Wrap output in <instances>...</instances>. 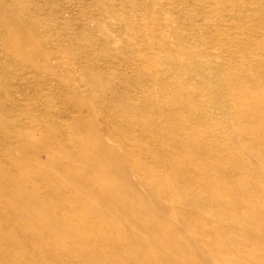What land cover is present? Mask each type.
<instances>
[{"label": "bare ground", "instance_id": "1", "mask_svg": "<svg viewBox=\"0 0 264 264\" xmlns=\"http://www.w3.org/2000/svg\"><path fill=\"white\" fill-rule=\"evenodd\" d=\"M89 1L91 2L92 0ZM89 1L85 2V0H81L77 2H80L78 3L79 5H88ZM96 1L98 2V0ZM162 1L164 0L158 1L161 2L160 6L163 5ZM116 2L117 0H109L108 5L99 3L95 9L83 13L81 15L83 23L86 26H88L89 24H95V31H99L101 33V29L103 30V32L104 30H109L108 28L110 26L106 25L107 19L109 18L108 12L117 14L118 9H120L118 8L116 11V7L114 6ZM189 3L191 4L190 1ZM78 4H76V6ZM180 5L182 4L180 3ZM198 5L201 7V4ZM126 6L129 7L130 4ZM183 6L185 7L186 5ZM208 7L210 8V5ZM222 7L223 6H221V8ZM247 7L248 6H246V9ZM6 8L10 12V15L7 17L3 16L0 22L3 26L6 25L5 29L8 32H6V35L0 36V41L4 44L8 43L6 52L10 59H12L15 63H18L23 71L29 69L28 71L32 72L34 76L38 75L37 73L40 69L43 71V73L52 71V66H61L63 70L67 71L66 73L68 74L71 71L70 67H68L69 65L60 64L62 62H60L59 55L55 52L41 50L39 51L42 57L41 64H37L33 61L32 54L27 52L30 49H27L26 51L23 46V42L26 41L25 39V41L21 40L23 35H21V38L18 37V35H20L22 31L20 32L18 30L20 34L17 35L16 32L18 33V31L16 30L18 27L15 28V26H12V23H17V26H19L20 12L15 11V8L12 5L6 6L5 3L0 2V13L6 11ZM19 8L24 11L29 9L28 6ZM59 8L61 10H57V15L62 18V25H66L64 24L65 22L69 23L70 21H73L74 17L76 16L75 12H73L74 10L72 11L71 9L73 7L68 9L69 7L67 8L66 5L64 6L62 4L61 6H59ZM163 8L161 7L159 9H162L161 14L162 11L164 12L166 10H163ZM169 8L167 10L171 9ZM213 9L214 8H212V11ZM167 10L166 13L168 15ZM156 11H158V9ZM158 13L160 14V12ZM227 14L228 13L226 12V15ZM257 15L254 17H257ZM210 16L212 17V15ZM238 16L237 18L242 17ZM206 19L207 18H205V21ZM224 21L226 20L224 19ZM206 22H208V20ZM103 24L108 28H106ZM125 24L126 27H131L130 24ZM213 25H216V22ZM233 26L232 28H235ZM239 26H237V28ZM258 27L264 29V21L263 23L258 25ZM25 30L27 31V29ZM206 32L205 34H207ZM221 32L223 31L221 30ZM225 32H227V30H225ZM135 33L144 35V33L139 30H137ZM228 33L229 32H227V34ZM246 33L249 34V32ZM191 34L192 33L190 32L189 35ZM219 34H217V36H219ZM259 35L260 34H258V36ZM160 36L161 39H165L168 34L164 32L161 33ZM214 37H216V35ZM189 38L191 37L189 36ZM208 38L209 37H207V39ZM93 39L96 40L94 36L89 38V40ZM144 41L147 43L145 39ZM217 41L219 42L218 39ZM190 43L193 42L191 41ZM211 44L212 43H210V45ZM244 48L245 47H243V49ZM171 49L169 51H171ZM215 49L214 51H216ZM244 50L246 51V49ZM129 51L131 50H128V52ZM183 51H181V54H183ZM100 52L98 51L97 53H94L93 58L96 61L97 66H99L103 70L105 69L103 65L106 62H104V57V60L102 59V62L99 61L101 60V58H99V54L101 56L103 54L102 52V54ZM113 52H115L116 55L118 54L117 50H113ZM184 52L186 54V51ZM152 53L154 55L157 54H155L154 52ZM167 53L169 52L167 51ZM134 55L135 54H133L132 56L135 57ZM203 55L205 54L203 53ZM8 56H6V58H8ZM176 57L177 56H175V58ZM187 58H189V56ZM21 59L25 60L19 63ZM206 59H208L209 61L210 58ZM171 60L173 61V59ZM131 61L135 62L134 59H132ZM162 63H164L163 59ZM175 63L176 62H174V64ZM192 63H194V58ZM195 63L197 64L196 61ZM109 64L110 62H108L107 65ZM235 64L237 65V63ZM197 65L199 66L200 62ZM160 66H162V64ZM163 66L165 65L163 64ZM137 67H134L133 71L137 69ZM142 67H144V65ZM204 67L205 66L203 65V67L201 66L198 68H203L205 70ZM3 69H8V67H5ZM170 69H172V67ZM223 69L225 68H222L221 70ZM255 70L258 71V73H263L264 67L256 68ZM114 71L116 75L121 74L124 77V90L127 89L126 91H129L132 94L143 92L138 90L139 88L137 84L134 83L132 76L128 77V71L124 73L122 71L120 72L118 71V66ZM197 71L198 70H196V72ZM207 71L209 72V70ZM212 71L215 72L216 70L212 69ZM144 72L145 75H143L142 77L145 80V83L153 82L152 80H158L157 82L160 87L165 83L167 84L168 82H170V78L164 73H148V70ZM86 76L89 77V75L87 74ZM211 76L213 77V75ZM91 77L92 79L94 78L93 76ZM197 77L199 78V76ZM15 79L16 78H14L13 76V78L10 80V83L2 88L8 102L0 103V144L8 147V150L5 151V153L7 152L6 154L0 151V264H264V94L262 95L260 93L259 96H250L242 100L237 99L234 96L238 95L237 92L241 94L252 92V88L260 89V92L262 90L261 88H263L264 90V73L260 78L257 75L248 84L244 86L242 85L237 89L232 85H228L230 87L229 91L233 97V101H231V97L230 103L227 104H231V107L227 105L224 108L225 111H223L222 113L219 112L217 116H213L211 119H209L207 116V119L210 122L214 119L217 121V118H219L221 120L226 119V122L228 120L229 123H233L234 125L245 120L251 121V123L253 121L259 124L255 126L256 128L253 126V129L250 128L252 126H248L249 128H247L246 126V129H242L243 127H237L239 129H237L236 131H234L235 129L232 130L234 132L229 135V137L225 138L221 137L222 134L220 133V139L218 138L217 132L215 133L213 132V130L212 132L207 133L197 131L198 129L195 130L194 128L189 129L190 127H185V123H180L179 125L175 126V128L170 127V124L161 125L160 123L162 121L165 122L168 121V119L166 117L163 118L162 116L164 115L160 112V114L157 115L161 116L157 118L155 117L156 115L153 114V109H155L154 112L156 113L157 107H150L143 104L128 105V103L122 101L121 103H119V106L123 104L124 107H128L135 111V113L130 116L129 125H126L125 123L124 126L126 125V130H132L133 134L130 135L131 138L137 139L138 136H142L141 140H136L142 143L140 146L138 144H133L129 146L130 148H127V142V145L121 142L124 149L122 147L121 148L125 150L126 153L120 156H118L117 150L119 146L118 143H120L121 140L119 138L120 135L116 137L107 129V127L110 126L113 131L118 134V116H115L116 119H112L113 121H107L105 116L109 113L105 115L104 111V118L107 122L104 121L105 119H102L100 128L96 126V122L95 125L92 124L89 121V118L86 116L84 120H80L77 122L81 127L83 125L86 126V130H84L85 135H83L85 141H79L77 136L67 138V140L71 141V149L72 151H74L73 155L70 156L62 154L63 143L62 141H60V139L61 136L62 138L64 136L61 133H57L58 138H56L51 134V132L55 133L60 131V128L58 126L63 129L64 124L60 123L59 125L57 124V121L53 119H51L50 121H43L41 117H39L38 120L41 122L39 126L41 128L39 130H37L38 128L34 130V128L32 127H28L26 129V126L24 125L25 123L23 122L20 124L15 119L10 120L9 117L12 118L20 116L18 105L21 104L22 100V97H16L17 95ZM17 79H19L22 83L26 82L27 78L20 76L17 77ZM143 79L141 78V80ZM201 82L203 83L202 80ZM134 84H136L135 87ZM221 85L223 86V84ZM109 86L113 89L114 93L118 95V86L115 87V83L113 82ZM188 87L189 86H187V88ZM146 90L147 89L145 87V92ZM149 90L152 91L153 89ZM220 90H222V88ZM226 93H224V96ZM212 94L214 93L212 92ZM144 95L146 98L149 96L146 93H142L141 96ZM164 95L166 94L164 93ZM220 95H218V97ZM155 96L157 95L155 94ZM214 97L212 96V100L217 101V97L215 99ZM168 98L166 100H168ZM227 98H229V96ZM147 99L149 100V98ZM224 99H226V97ZM187 100L185 101L188 102ZM156 102L157 101L153 103V101H151V103L153 104H156ZM218 104L219 103H217V105ZM186 105L188 104L186 103ZM190 108H192V106ZM243 108L245 110V113L242 116L239 114L241 117H237V115L235 116L236 118L231 117L232 114L230 115V113H232L233 110H242ZM85 109L87 110V108ZM165 109L167 110L168 108ZM175 111L177 112V110ZM142 113H144L148 118V122H146L145 124L140 121V117H143ZM200 113L198 111V114ZM171 117L172 116H170V118ZM188 117H192L191 114L190 116L188 115ZM202 117L203 116H199L198 121H201ZM209 117H211V115ZM92 120L96 121L94 119ZM193 120L194 118L192 117L191 122ZM72 122L73 121H71V123ZM187 122L190 123V121ZM106 123L108 124L105 125ZM130 123H132L134 128H136L138 131L133 130ZM215 124L217 125V123ZM217 128H219V126ZM36 130L38 132H36ZM143 132H149L150 138L146 136L144 137ZM36 134H38L37 136H39L37 137V139L35 137ZM118 138L120 139L119 141ZM32 140L39 143V145L35 146ZM108 141H113L114 143L111 144ZM76 143L78 147L76 146ZM48 144H50V146ZM25 150H29L31 154H26V156L24 157L22 153L25 154L26 152H23ZM41 151L46 154V160H44V162H40L41 159L39 160L38 158ZM81 156H85L87 158V163L85 165H81L75 162V159ZM126 157L133 162L130 164L131 166L126 165ZM58 173H60V176L57 175ZM94 174L100 175V178L93 177ZM41 181H43L44 184H41ZM139 186H143L145 188V195L138 191ZM218 190H221V193L217 192ZM148 200L152 201V203H150ZM170 216H172L173 218L175 217V220H177L180 224L178 226L171 225L168 221H166V217ZM124 218L126 220L122 222V219ZM41 246H44V248H40ZM247 246H251L254 249H246ZM201 250L206 252V255L203 254ZM230 255H233L234 257H229ZM203 256H205V258Z\"/></svg>", "mask_w": 264, "mask_h": 264}, {"label": "rangeland", "instance_id": "2", "mask_svg": "<svg viewBox=\"0 0 264 264\" xmlns=\"http://www.w3.org/2000/svg\"><path fill=\"white\" fill-rule=\"evenodd\" d=\"M77 1H81V0H0V2L5 3L6 6L12 5L15 8V11L20 12L19 26H17V23H12V26H15V28L18 27L16 31H18V30L20 32L22 31L21 34L19 31H18V33L16 31L15 32L17 35L20 34V35H18L19 38H21V35H23L21 40H23V41L26 40L25 41L26 43L23 42V46H24L26 51H27V49H30L27 52L32 54V59L34 62H36L37 64H41V62H42V57H41L39 51H41V50L42 51H52V52H55L56 54L59 55V60H60V62H62L60 64H64V65L68 64L69 65L68 67H70V70H71L67 74L66 73L67 71L63 70V68L61 66H59V67L58 66H52V71H50V72L47 71V72L43 73V71L40 69L39 72L37 73L38 75L34 76V74H32V72L28 71L29 69L23 71V69L20 68V65L18 63H15L12 59H10V57L8 56V54L6 52L7 47H8V43L4 44L0 41V103H3V102L7 103L8 102L7 97H6V95H4L2 88L4 86H7L10 83V80L13 78V76H14V78H16L15 79V87H16V95H17L16 97H22L21 104L18 105V111L20 113V116L12 117V118L9 117L10 120L15 119L20 124L23 122V123H25L24 125L26 126V129L28 127H32V128H34V130L37 128H38L37 130H39L41 128L39 126V124L41 123L38 120L39 117H41V119L43 121L44 120L50 121L51 119H53V120H56L57 124H59V125H60V123L64 124L63 129H61V127L58 126L60 128V131L55 132V133L51 132V134L56 138H58L57 133H61L64 136L63 138L61 136V139H60V141H62V143H63L62 154L68 155V156L73 155L74 151H72V149H71V141L67 140V138L77 136L79 141H81V140L85 141V138L83 135H85L84 130H86V126L83 125L81 127L77 123L80 120H84L85 116L89 118V121L92 124L95 125V122H96L97 123L96 126L98 128H100V126L102 124V119L106 118L107 121H111L112 119L113 120L116 119V117L118 116V119H117V123L119 124L118 125V134H116V132L113 131V129L110 126H109L110 128L107 127L109 132H112L116 137L118 135H120L119 138L121 140L118 138V141L120 140V143H118L119 146L117 148L118 156L126 153L125 150H123L124 147L122 146L121 142H123L125 144L127 142V144H128L127 148H130L129 146H131L133 144H138L139 146L141 145L142 142L140 143V141H136V140L137 139L141 140L142 136H140V137L138 136L137 139H133L130 137V135L133 134L132 130L130 129L131 132L126 130V125H129L130 116L132 114H134L135 111L133 109L128 108V107H124L123 104L121 106H119V103H121L122 101H125L126 103H128V105L143 104V105L150 106V107H157L156 113L154 112L155 109H153V114L156 115L155 117L156 118L160 117L161 115H157V114L162 113L164 115L162 117L163 118L166 117L168 119V121H165V122L162 121L160 123L161 125L162 124H168V125L170 124V127L175 128V126L179 125L180 123H185V127H187V128L190 127L189 129L194 128L195 130L198 129L197 131H202V132H206V133L212 132V130H213V132H215V133L217 132L219 139L221 137H224V138L229 137V135H231L234 131L239 129L237 127H241V128L243 127L242 129H246V126H247V128L252 126L250 128L253 129L256 125L259 124V123H255L253 121L251 123V121L245 120L242 122H238L234 125L233 123H229L228 120L226 122L225 121L226 119L221 120L219 118H217V121L215 119H214L215 121L212 120L211 121L212 123H211L207 119V116L209 119H211L213 116H217L219 112L222 113L223 111H225L224 108L227 105H229L231 107V104H227V103H230L231 99H232L231 101H233V97L229 91L230 87L228 85H232L234 88L237 89V88L241 87L242 85L244 86V85L248 84L257 75L260 78L261 75L264 73V71H263V73H261V72L258 73V71L255 70L256 68H263L264 67V45H262V44H264V29L258 27V25H260L264 21V0H229V1H227V0H220V1L219 0L218 1L213 0L214 2L212 0H203L204 2L202 0L201 1L200 0H196V1L195 0H170L171 3L169 2V0H164V1H162L163 5H161V6H160L161 2H158L161 0H157V1L156 0H150V1L149 0H141V1L140 0H125V1L124 0H117L116 4L114 6L116 7V11L118 8H120V9H118L117 14L108 12L109 18L107 19L106 25H109L110 27L108 28L107 26H105L103 24L109 30H104V32H103V30L101 29L102 33L99 31H95L96 30L95 24L94 25L89 24L88 26H86L83 23L81 15L83 13H86L89 10L95 9L99 3L108 5L109 0H98V2L96 0H92L91 2L89 0H85V2L89 1L88 5L87 4H80L79 5L78 3H80V2H77ZM144 1H145L146 5L144 4ZM189 1L191 2V4L189 3ZM156 2H157V4H156ZM178 2H179V4H178ZM228 2H230V3H228ZM180 3L182 5H180ZM193 3H194V6H193ZM197 3L201 4V7ZM206 3H207V5H206ZM225 3H228V4H225ZM242 3H244V4H242ZM62 4L64 6L66 5L67 8L69 7L68 9L73 7L71 9H72V11L74 10L73 12H75V14H76L73 21H70L69 23H67V22L64 23L66 25H62V18L57 15V10H61L59 8V6H61ZM76 4H78L77 5L78 7L76 6ZM128 4H130V6H129L130 8L128 6H126ZM168 4L169 5L171 4L170 6H172V5L173 6L170 7ZM234 4H236V5H234ZM183 5H186V6L184 7ZM209 5H210V8L211 7L214 8L213 11H212V8L210 9L208 7ZM23 6H28L29 9L25 10V11L21 10L19 7H23ZM149 6H150V8H149ZM203 6H206V7H203ZM214 6L218 7V8H215ZM221 6H223V7L221 8ZM246 6H248V7L250 6L249 8H252V9H249L248 7L246 9ZM111 7H113V6H111ZM161 7L162 8L164 7L163 10H165V9L167 10L169 7L171 8V9L169 8L170 10H167L168 15L166 13V10L164 11L165 13L162 11V14H161L162 9L159 10ZM157 9H158V11H156ZM207 10L209 13L207 12ZM240 10L243 12H241ZM124 11L126 12V14ZM158 12H160V14ZM226 12L231 16H229L228 14L226 15ZM232 12H234V13H232ZM192 13L194 14L195 18L193 17ZM254 13H256V14H254ZM75 14H73V15H75ZM222 14H223V16H222ZM251 14H253V15H251ZM9 15H10V12L6 8V11H3L2 13H0V20L2 19L3 16L7 17ZM172 15H173V17H172ZM196 15H199V16H196ZM210 15H212V17ZM256 15H257V17H254ZM155 16H156V18H155ZM183 16L185 19L183 18ZM209 16H210V18H209ZM237 16L238 17L242 16V17L237 18ZM140 18H141V21H140ZM197 18H199V19H197ZM205 18H207L206 21L208 20V22L205 21ZM252 18H254V19H252ZM129 19H131V20H129ZM213 19H214V21H213ZM224 19L226 21H224ZM246 19H249V20H246ZM169 21H171V22H169ZM179 21H182L183 23L179 22ZM215 22H216V25H213V24H215ZM115 23H117V24H115ZM119 23H121V24H119ZM125 23L130 24L131 27H126ZM208 23H210V24H208ZM224 23H226V24H224ZM241 24L242 25L246 24V25L242 26ZM170 25H172L174 27H172ZM228 26H231V27H228ZM232 26L235 27L236 29L232 28ZM237 26H239V27L237 28ZM160 27H162V28H160ZM5 28H6V25L3 26L0 22V36L6 35V32H8V31H6ZM150 28H151V31H150ZM171 28H173V29H171ZM210 28H211V30H210ZM218 28H220V29H218ZM226 28H228V29H226ZM25 29H27V31ZM237 29L240 31H238ZM112 30H114V31H112ZM137 30L142 31L144 33V35L143 34L140 35L138 33H135ZM221 30L223 32H221ZM225 30H227V32H229L228 33L229 35L227 34V32H225ZM241 31H243L244 33ZM164 32H166L168 34V36L165 38L166 41L164 38L161 39V36H160L161 33H164ZM190 32L192 33L191 35H189ZM205 32L207 34H205ZM246 32H249V34ZM179 33H181V34H179ZM92 34L96 40H94V39L89 40L90 37H93ZM210 34H212V35H210ZM217 34H219V36H217ZM251 34H252V36H251ZM258 34H260V35L258 36ZM193 35H195V36H193ZM207 35H210V36H207ZM215 35H216V37H214ZM189 36L191 38H189ZM204 36L206 37V39H207V37H209V38L206 40ZM224 36H225V39H224ZM232 36H233V38H232ZM240 36H242L243 38ZM146 37H147V39H146ZM240 38L243 40H241ZM144 39L147 41V43L144 41ZM217 39L219 40V42L217 41ZM259 40H261V41H259ZM191 41L193 43H190ZM214 41H215V43H214ZM174 42H176V43H174ZM242 42H243V44H242ZM210 43H212V44L214 43V44L210 45ZM216 43H218L219 45ZM175 44H177L178 46ZM230 44H232V45H230ZM192 45H193V47H192ZM205 45H206V47H205ZM241 45L243 47H245L244 49H246V51L243 49V47ZM227 46H229V47H227ZM171 47H172V49H171ZM177 47H179V48H177ZM220 48L223 49V52H222V49H220ZM240 48L242 49V52H241ZM127 49L131 50L132 52L131 51L128 52ZM138 49H139V51H138ZM161 49H162V51H161ZM170 49H171V51H169ZM199 49H200V52H199ZM214 49L216 51H214ZM113 50L114 51L117 50L118 54L116 55L115 52H113ZM173 50H175V51H173ZM183 50L186 51V54L189 56V58H187L188 56L185 54V52ZM193 50H195L196 52ZM204 50L206 51V53ZM98 51L99 52L101 51L103 53L102 54L100 52L102 54V56L99 54V58H101V60H99V61L102 62L105 59L104 62H106L105 63L106 65L104 64L103 66L105 67L106 70L105 69L102 70L99 66H97V63L93 58V54L97 53ZM110 51H112L113 53ZM167 51L169 53H167ZM181 51H183V54H181L182 53ZM191 51L193 54L191 53ZM234 51L235 52L237 51L236 53H238V54H236ZM152 52H154L155 54L157 53V54L154 55ZM162 52H163V54H162ZM254 52H257V53H254ZM203 53L205 55H203ZM218 53H220V54H218ZM226 53L229 56H227ZM243 53H244V55H243ZM261 53H263V54H261ZM133 54H135L134 55L135 57L132 56ZM114 55H116V56H114ZM167 55H169V56H167ZM184 55L187 57H185ZM212 55L215 57H213ZM250 55H252V56H250ZM6 56H8L9 59L6 58ZM153 56H155V57H153ZM156 56H158V57H156ZM175 56H177V57L175 58ZM103 57H104V59H103ZM113 57H114V59H113ZM205 57L210 58L209 61L210 60L211 61L209 62L208 59H206ZM193 58H194V63H192ZM132 59H134L135 62H132L131 61ZM138 59H140V60H138ZM155 59H157V60H155ZM162 59H163L164 63H162ZM167 59H169L170 61ZM171 59H173V61ZM238 59H239V61H238ZM251 59H253V60H251ZM24 60L25 59H21L19 61V63L23 62ZM195 61L197 62V64H199V62H200V65L198 66L195 63ZM108 62H110L109 65H107ZM114 62H116V63H114ZM174 62H176V63L174 64ZM205 62H206V65H205ZM209 63H210V66H209ZM219 63H221V64H219ZM235 63H237V65ZM161 64H162V66H160ZM163 64L166 66V68H165V66H163ZM240 64H242V65H240ZM143 65H144V67H142ZM196 65L198 67H201V66L203 67V65H204L205 70L203 68H198ZM228 65H229V67H228ZM117 66H118V71H120V72L122 71L124 73V72L128 71L127 72L128 77L132 76L134 83H136L138 88H139L138 90L143 91V92H140L137 94H132L129 91L127 92L126 91L127 89L124 90V83H125L124 77L121 74L116 75V73L114 71ZM191 66H192V68H191ZM208 66L210 67V69ZM5 67H8V69H3ZM113 67H115V68H113ZM134 67H137V69H135L133 71ZM171 67H172V69H170ZM194 67L197 69H195ZM206 67H207V69H206ZM230 67H232V68H230ZM139 68L142 70H140ZM211 68L213 70H216L215 71L216 73L214 71H212ZM222 68H225V69L221 70ZM151 69H152V71H151ZM184 69H186L187 71ZM146 70H148V73H151V72L152 73L153 72L154 73H161V74L164 73L170 78V82H168L167 84L165 83L164 85H162L160 87H159V84L157 82L158 80H152L155 83H153V82H146L145 83L144 82L145 80L143 79L142 76L145 75L144 71H146ZM196 70H198V71L196 72ZM207 70H209V72ZM229 70H230V72H229ZM233 70H234V72H233ZM133 72H135V73H133ZM205 72H206L207 77L205 75ZM86 74L89 75V77H87ZM129 74H132V75H129ZM195 75L199 76V78ZM211 75H213V77ZM20 76L26 77L27 78L26 82L21 83V81L19 79H17V77H20ZM91 76H93L94 78L92 79ZM208 76H209V78H208ZM211 77H212V80H211ZM141 78L143 80H141ZM200 78H202V79H200ZM229 78H231V79H229ZM203 79H205V80H203ZM201 80L203 81V83L204 82L205 83L203 84L201 82ZM106 81H107V83H106ZM216 81H218V82H216ZM18 82H20V83H18ZM74 82H76V83H74ZM112 82L115 83V87L118 86V95H116L114 93L113 89L109 86ZM181 82L184 84H182ZM225 82H226V84H225ZM108 83H109V85H108ZM191 83H192V85H191ZM208 83L211 85H209ZM217 83H219V84H217ZM220 83L223 84V86ZM18 84H19V86H18ZM136 84H134V87L136 86ZM104 85H106V86H104ZM186 85L189 86L190 88L189 87L187 88ZM200 85H202V86H200ZM203 86L205 87V89ZM145 87L147 89L146 92H145ZM219 87H220V89L222 88V90H220ZM154 88H156V89H154ZM149 89H153V90L151 91ZM261 89L262 90L260 92V89L252 88L251 89V91L253 90L252 92H249L247 94H245V93L241 94V93L237 92L238 95H234V96H235V98L242 100V99H245L246 97H250V96H252V97L259 96L260 93L263 95L264 90H263V88H261ZM227 90H228V92H227ZM130 91H133V90H130ZM160 91H161V93H160ZM206 91H207V93H206ZM212 92L215 95L212 94ZM222 92H223V94H222ZM142 93L148 94L149 96L147 98H149V100L145 97V95L141 96ZM164 93L166 95H164ZM224 93H226L225 96H224ZM229 93H230V95H229ZM155 94L157 96H155ZM206 95L208 96V98ZM218 95H220V96L218 97ZM165 96L167 98L169 96L168 100H166L167 98ZM212 96L213 97L215 96L214 99L217 97L216 98L217 101L212 100L213 99ZM228 96H229V98H227ZM138 97H141V98H138ZM225 97H226V99H224ZM194 98H196V99H194ZM202 98H203V100H202ZM185 100H187L188 102H186ZM151 101H153V103L155 101H157V102H156V104H153V103H151ZM159 101H162V102L166 101V102L165 103L163 102L164 103L163 104L162 102H159ZM113 102H114V104H113ZM147 102L149 103V105ZM182 102H184V103H182ZM185 102L188 105H186ZM196 102H198V103H196ZM217 103H219V104L217 105ZM105 104H106V106H105ZM202 105H204V106H202ZM82 106H83V109H82ZM191 106H192V108H190ZM211 106H213V107H211ZM99 107H101V108H99ZM202 107H203V109H202ZM85 108H87V110ZM165 108H168V109L166 110ZM195 108H197L198 110ZM206 108H208V109H206ZM218 109H219V111H218ZM99 110H102V111H99ZM175 110H177V112ZM243 110H244V108L242 110H240V109L233 110L234 113L232 111V113H230V115L232 114L231 117H233V118H236L235 117L236 115H237V117L240 115L242 116L245 113V110L244 111ZM103 111H104L105 115L107 113H109V114H107L105 116ZM198 111H199V113L201 111V113L198 114ZM202 111L205 113H203ZM213 111H215V112H213ZM236 111H238L239 113ZM41 112H43V113H41ZM142 114H143V117H140V121H142L145 124L146 122H148V118L145 116L144 113H142ZM190 114L194 118V120H193L194 122L197 119L196 120L197 124H196V122L195 123L193 121L191 122L192 117H188V115L190 116ZM210 115H211V117H209ZM104 116H105V118H104ZM128 116H129V118H128ZM170 116H172V117L170 118ZM199 116L200 117L203 116L204 118L202 117V120L198 121ZM90 117H92V118H90ZM111 117H114V118H111ZM100 118H101V121H100ZM156 118H154V119H156ZM187 118H190V119H187ZM92 119H94L96 121H93ZM106 119L104 120L105 122H107ZM169 119H170V121H169ZM178 119H180V120H178ZM182 119H184L185 121ZM122 120L124 121V123ZM71 121H73V122L71 123ZM187 121H190L191 124ZM204 122L205 123L207 122L206 124L209 126H207ZM125 123H126V125L124 126ZM215 123H217V125ZM225 123H227V124H225ZM107 124L108 123H106L105 125H107ZM130 124H131V128L133 130L138 131L136 128H134L132 123H130ZM120 125H122V126H120ZM210 126H212V127H210ZM218 126H219V128H217ZM234 126H235V128H234ZM207 128L210 129L211 131L208 130ZM37 130H36V132H38ZM232 130H234V131H232ZM225 132H227V133H225ZM220 133L222 134V136L220 135ZM37 135L38 134H36V136H35L36 139H37V137H39ZM223 135H225V136H223ZM143 136L150 138L149 132H143ZM123 137H125V138H123ZM133 140H134V143H133ZM108 142H110V141H108ZM135 142H137V143H135ZM33 143L35 144V146L39 145V143H37L35 141H33ZM110 143L113 144L114 142L112 141ZM48 145L50 146V144H48ZM76 146H77V143H76ZM7 150H8L7 146L0 144V151L5 153V151H7ZM23 152H26L25 154L22 153V155H24V157L26 156V154H31V152L29 150H25ZM38 158H39V160L40 159L42 160V161L40 160V162H44V160H46L45 159L46 154H44V152L41 151L39 153ZM75 162L79 163L81 165H85L87 163V158L85 156L77 157L75 159ZM82 162H84V163H82ZM131 163H133V162L131 160L127 159V157H126V165L131 166L130 165ZM57 175L60 176V173H58ZM93 177L100 178V175L94 174ZM41 184H44V182L41 181ZM139 187H138V191H140V193L145 195L146 194L145 188L143 186H139ZM217 192L221 193V190H218ZM148 201L150 203H152V201H150V200H148ZM166 219H167L166 221H168L171 225L178 226L180 224L177 220H175V217L173 218L172 216H170V217H166ZM125 220H126L125 218L122 219V222H124ZM40 248H44V246H41ZM246 249H254V248L251 246H247ZM201 252L206 255V252H204L203 250H201ZM203 257L205 258V256H203ZM229 257L233 258L234 256L230 255ZM200 258H201V256H200Z\"/></svg>", "mask_w": 264, "mask_h": 264}]
</instances>
